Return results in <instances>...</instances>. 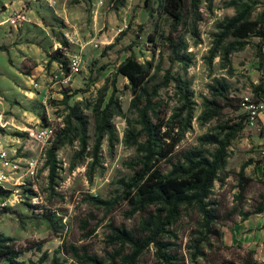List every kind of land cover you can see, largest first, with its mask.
I'll list each match as a JSON object with an SVG mask.
<instances>
[{
  "label": "rangeland",
  "instance_id": "obj_1",
  "mask_svg": "<svg viewBox=\"0 0 264 264\" xmlns=\"http://www.w3.org/2000/svg\"><path fill=\"white\" fill-rule=\"evenodd\" d=\"M232 1L185 0L183 20L173 31L171 21L158 12L159 0H150L151 13L147 0H0V47L6 48L0 50V140L20 165L15 181L4 185L12 190L15 183L20 184V196L16 200L10 197L3 206L0 200V234L13 238L17 246L39 244V251L33 249L20 260L36 262L46 253L48 261L56 257L63 264H78L71 253H64L65 246L107 258L117 248L110 243L111 226L138 227L143 215L129 217V207L122 200L111 209L94 200H112L122 193L120 181L134 174L137 167L132 161L145 142L138 111L131 108L134 97L128 82L114 76L117 66L133 54L140 63L153 64V83L162 82L167 70L187 83L191 119L177 153L194 147L212 151V146L202 145L198 138L221 132L248 115L232 140L225 174L210 197L219 216L214 227L220 236H210L202 245L206 256L193 259L191 240L204 231L200 214L189 208L163 239L175 244L184 264H244L246 260L262 264L264 213L254 212L264 203V93L258 120L251 121L250 110L244 107L222 109L207 121L200 119L204 101L216 99L211 87H217L219 81L229 85V97L253 101V87L264 79L259 71L258 38L251 37L243 50L227 54L225 47L233 38L217 42L219 24L238 12ZM252 1L249 16L257 20L264 0ZM16 11L25 19L12 27L9 18ZM167 37L182 43L190 62L175 59ZM62 38L71 44L67 54L82 58L80 69L66 84L61 83L59 64L49 60L61 47ZM103 67L106 69L95 80ZM174 84L169 82L158 90L152 99L154 109L148 114L153 122L158 117L180 133L179 122L186 113L177 115L184 100ZM45 96L50 98L46 104ZM67 96L71 97L64 104ZM110 99L116 102L109 108L112 133H101L98 138L93 108L101 101L100 110H104ZM68 107H78L89 116L86 144L73 120L70 138L55 152L51 180L52 164L46 150L55 132L67 125ZM48 125L54 136L43 159L35 134ZM132 131L137 134L134 140L129 135ZM30 158L38 160L31 179L25 175ZM139 264H159L153 247L144 252Z\"/></svg>",
  "mask_w": 264,
  "mask_h": 264
},
{
  "label": "trees",
  "instance_id": "obj_2",
  "mask_svg": "<svg viewBox=\"0 0 264 264\" xmlns=\"http://www.w3.org/2000/svg\"><path fill=\"white\" fill-rule=\"evenodd\" d=\"M122 0H119L121 3ZM252 0H233L232 6L238 10L232 17H226L219 24L220 33L217 35V42L233 38L225 47L226 54L241 51L249 43L248 39L256 37L259 39L257 45V55L259 58V71L264 77V10L257 20H252L249 12L252 9ZM149 13L153 12L150 7V0L146 3ZM185 0H159L158 12L166 16L171 21V29L174 31L181 24L184 16ZM153 37H150L152 41ZM171 43L172 55L180 61L190 62L187 54L184 53L182 43L175 42L173 38L167 37ZM60 48H57L50 56L51 62H57L62 66L63 71L69 74L68 54L71 50L64 38L60 41ZM111 46L108 47V49ZM6 48L1 46L0 50ZM183 54L180 55L179 53ZM106 68H100L95 80H98L101 73ZM153 64L151 62L140 63L136 56L130 54L117 66L114 76H122L128 82V87L133 94L131 108L138 111L139 123L142 126L145 142L138 147V154L132 161L137 167L134 174L127 180H121L122 193L112 200L94 199L95 202L104 209H111L118 201L122 200L129 207V217L135 214L143 215L138 227L127 229L122 226H111L110 243L117 248L108 254L107 258L90 254L84 248L78 249L75 246H65L64 253L70 254L77 260L78 264H139L140 257L151 247L155 250V255L159 264H184L182 258L178 256L175 244L164 240V236L169 233L170 227L175 225L184 215V211L194 208L201 216L200 227L204 232L201 236L191 240L192 258L206 256L204 247L210 236L219 237L220 232L214 227V222L218 220L216 209L210 201L212 190L220 177L225 174L228 150L232 140L243 129V123L247 116H241L238 123L225 126L221 132L207 133L198 138L202 145L212 146V151L189 148L177 153L175 151L180 139L186 130L191 119L190 91L187 83L178 77L171 75L167 70L162 82L153 83L154 76L151 75ZM169 82L175 83V88L184 100L179 109L178 117L186 113L185 119H180V133H175V126L164 124L163 120L156 117L153 122L148 112L154 109L152 99L157 96L158 90L166 86ZM216 92V99L204 101V112L200 119L208 120L217 116L222 109L230 108L239 111L242 108V100L228 96L229 85L224 82L218 83L217 87H211ZM264 93V79L253 87V101L256 106L263 104L261 94ZM66 97L64 104H67ZM221 101H224L221 102ZM223 103V104H222ZM42 106V104H40ZM115 107L116 102L110 99L104 110H100L101 101L93 108V119L95 122L96 135L100 138L101 133H112L110 125L109 108ZM43 107V106H42ZM69 114L66 119L67 125L59 128L55 132V137L47 151L48 158L52 164L50 179L54 174V155L63 145L66 139L72 134L71 122L77 125V130L82 135V142L85 145L86 129L89 123V116L84 115L78 107H68ZM259 111V110H258ZM256 119L257 115H256ZM171 122L173 120L171 119ZM228 130L227 132H225ZM264 134V128L262 127ZM129 135L134 140L137 136L134 131ZM264 183V181H263ZM28 192H31L27 190ZM10 190H5L0 186V197H9ZM264 213V203L260 204L254 214ZM127 249V252L124 251ZM39 251V244L29 243L26 246H17L14 239L0 234V264H26L21 257L33 250ZM27 264H63L58 258L53 257L48 261V256L43 253L36 262L29 260ZM220 264H234L233 262H223ZM244 264H252L246 260Z\"/></svg>",
  "mask_w": 264,
  "mask_h": 264
},
{
  "label": "built area",
  "instance_id": "obj_3",
  "mask_svg": "<svg viewBox=\"0 0 264 264\" xmlns=\"http://www.w3.org/2000/svg\"><path fill=\"white\" fill-rule=\"evenodd\" d=\"M24 19L25 18L23 14L21 12L16 11L11 14L9 18V22L12 27H18L21 25ZM118 31L121 32L122 29H119ZM94 47L98 48V44H95ZM81 65H82L81 56L77 54H72L68 56L67 67L69 69V74H66L63 71L62 66L60 65V71L62 75L61 83L62 84L68 83V81H70V77L72 76V74L76 73L80 69ZM35 86H37V84ZM49 99L50 98H47V96H45L43 103L46 104ZM262 105L263 104H261L260 106H256L247 97L243 98L242 100V107H244L247 110H250L251 121L256 119L257 111L262 109ZM53 136H54V130L52 125H48L44 128H41L35 134V140L37 143L40 144L41 151L43 152V159L45 156V150L51 143ZM37 169H38V160L34 158H30L26 161L25 175L28 178L30 179L33 178L36 175ZM19 170H20V165L10 157L6 145L0 140V186L3 189H5L4 188L5 184L7 185L10 184L11 181H15V175L18 173ZM19 186L20 184L15 183L14 188L10 190L12 194L9 197H0V200L4 201L1 204L2 206L5 205L6 202L10 201V197H13L16 200L20 196ZM261 263L264 264V257L262 258Z\"/></svg>",
  "mask_w": 264,
  "mask_h": 264
},
{
  "label": "crops",
  "instance_id": "obj_4",
  "mask_svg": "<svg viewBox=\"0 0 264 264\" xmlns=\"http://www.w3.org/2000/svg\"><path fill=\"white\" fill-rule=\"evenodd\" d=\"M68 56H70L69 54H68ZM60 66V65H59ZM58 70H59V73L61 74V71H60V68L58 67Z\"/></svg>",
  "mask_w": 264,
  "mask_h": 264
}]
</instances>
